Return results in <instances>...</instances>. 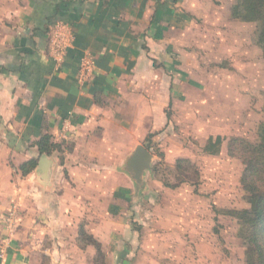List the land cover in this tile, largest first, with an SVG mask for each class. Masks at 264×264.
<instances>
[{
  "label": "crops",
  "instance_id": "obj_1",
  "mask_svg": "<svg viewBox=\"0 0 264 264\" xmlns=\"http://www.w3.org/2000/svg\"><path fill=\"white\" fill-rule=\"evenodd\" d=\"M21 1L0 23V264H93L82 232L121 256L103 244L115 225L126 230L147 179L138 185L126 161L189 96L174 53L199 0ZM58 24L71 38L60 62Z\"/></svg>",
  "mask_w": 264,
  "mask_h": 264
},
{
  "label": "rangeland",
  "instance_id": "obj_2",
  "mask_svg": "<svg viewBox=\"0 0 264 264\" xmlns=\"http://www.w3.org/2000/svg\"><path fill=\"white\" fill-rule=\"evenodd\" d=\"M239 3L199 0L198 13L176 40L174 54L189 96L167 107L162 140L154 142L155 135L140 144L153 156L152 170L145 173V187L136 191L140 196L134 210L126 209V230L115 225L117 234L103 244L125 253L108 256L97 251L93 264H248L244 223L237 217L250 208L245 166L230 154L229 144L234 138L260 143L264 50L259 24L235 16ZM22 4L0 0V23ZM218 139L220 154L205 153L206 144ZM178 160L186 163L176 166ZM120 189L126 188L120 184ZM119 194L125 210L129 199L125 191ZM84 233V245L92 244ZM42 243L48 247V240ZM39 260L48 264L46 257Z\"/></svg>",
  "mask_w": 264,
  "mask_h": 264
},
{
  "label": "trees",
  "instance_id": "obj_3",
  "mask_svg": "<svg viewBox=\"0 0 264 264\" xmlns=\"http://www.w3.org/2000/svg\"><path fill=\"white\" fill-rule=\"evenodd\" d=\"M235 16L246 22L257 23L260 26V44L264 50V0H240L236 7ZM221 141H209L205 153L217 156L220 153ZM230 154L241 159L245 166L243 184L248 192L250 208L239 214L244 223L243 238L249 247L248 264H264V126L261 130L260 143L251 144L238 138L230 142ZM50 148L49 137H44L40 143V150ZM178 165L186 162L178 160ZM34 163L25 164L24 172L30 170ZM177 169V167H176ZM233 215H237L236 212ZM84 233V232H82ZM86 235L85 233L83 234ZM92 245H97L98 254H102L101 246L89 237Z\"/></svg>",
  "mask_w": 264,
  "mask_h": 264
},
{
  "label": "water",
  "instance_id": "obj_4",
  "mask_svg": "<svg viewBox=\"0 0 264 264\" xmlns=\"http://www.w3.org/2000/svg\"><path fill=\"white\" fill-rule=\"evenodd\" d=\"M152 159V154L144 146L138 145L133 154L127 159L125 171L140 185L144 174L152 170Z\"/></svg>",
  "mask_w": 264,
  "mask_h": 264
},
{
  "label": "built area",
  "instance_id": "obj_5",
  "mask_svg": "<svg viewBox=\"0 0 264 264\" xmlns=\"http://www.w3.org/2000/svg\"><path fill=\"white\" fill-rule=\"evenodd\" d=\"M63 26H64L63 24H58L57 27L52 31V37H51L53 57L58 62L63 60V56L65 55L67 48L71 44L70 36L64 35ZM90 73H91V64L86 61L85 63H83L81 67L80 78L86 79L87 77H89Z\"/></svg>",
  "mask_w": 264,
  "mask_h": 264
}]
</instances>
